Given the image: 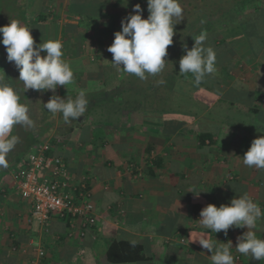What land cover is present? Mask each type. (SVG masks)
Instances as JSON below:
<instances>
[{
    "label": "crops",
    "instance_id": "crops-1",
    "mask_svg": "<svg viewBox=\"0 0 264 264\" xmlns=\"http://www.w3.org/2000/svg\"><path fill=\"white\" fill-rule=\"evenodd\" d=\"M29 1V23L37 29L34 42L61 41L63 59L73 70L74 82L65 88L58 86L55 93L30 89L20 95V102L28 103L34 129L42 132L38 140H49L52 154L65 163L70 185L86 178L97 225L95 238L87 236L82 241L66 239L68 225L57 219L45 232L33 221L28 202L16 189L13 174L19 159H9L7 168L0 167V264H25L35 257L36 248L43 252L44 264H109L105 253L114 240L143 247L146 260L128 264H212L211 253L191 241L206 231L199 224V214L209 204L228 205L243 195L262 209L254 229L259 238L264 233V170L245 166L241 158L251 142L264 135V20L245 25L249 13L264 9V0L255 6L248 2L234 15L232 23L245 29L244 37L230 38L220 31L211 38L212 47L223 48L226 57L215 63L213 74L198 86L191 74L181 78L180 90L188 92L186 88L191 86L202 93L189 111L187 95L181 93L176 94L180 102H171L168 96L158 102L148 99L139 110L136 98L128 102L121 94L102 96L133 89L121 81L135 76L110 64L112 54L106 46L113 42L114 33L121 31V20L135 14L134 5L144 10V19L148 13L145 0L122 5L115 0ZM44 11L48 20L37 22L38 12ZM96 32L99 47L93 44ZM251 32L257 35L247 38ZM2 49L0 78L21 92L18 70L7 61L3 45ZM97 62L104 64L107 84L97 81ZM80 90L86 91L89 103V93H97L93 92L92 98L98 105L88 104V108L97 109V119L84 115L65 124L62 115L53 116L43 109L51 96L74 99ZM17 129L23 134L32 131L21 126ZM36 143H30L31 150ZM136 169L142 176L135 177ZM207 231L208 239L221 244L231 241L234 264H251L250 257L235 250L237 238L246 228H230L227 236Z\"/></svg>",
    "mask_w": 264,
    "mask_h": 264
},
{
    "label": "clouds",
    "instance_id": "clouds-1",
    "mask_svg": "<svg viewBox=\"0 0 264 264\" xmlns=\"http://www.w3.org/2000/svg\"><path fill=\"white\" fill-rule=\"evenodd\" d=\"M146 3L147 18L142 19L144 10L139 4L134 5L132 12L135 14L130 13L121 20V31L114 33V40L107 48L112 54L110 64L114 68L142 81L164 70L167 64L164 58L175 35L174 26L183 20L179 0H146ZM206 38V32L196 36L190 50L184 46L185 55L179 60V73L191 74L196 86L216 70V53L211 47L204 46ZM0 44L5 47L7 61L18 70L23 93L30 89L55 93L58 86L65 88L74 82L73 70L63 59L61 41L35 44L30 29L11 20L8 25L0 27ZM88 104L85 91L80 90L74 99L51 96L43 104V109L53 116L62 114L63 122L71 124L84 117ZM16 126L30 130L35 125L28 103H21L17 91L0 78V167H8L7 157L19 142V138L12 134ZM241 159L249 168L264 170V135L251 142ZM199 215V224L206 231L198 233L191 241L211 253L212 264H234L231 241L221 244L207 238V230L223 232L227 236L230 228L247 229L237 238L235 250L238 253L252 260H264V239L257 238L254 231L257 221L262 218V209L247 195L233 198L228 205L216 207L209 204Z\"/></svg>",
    "mask_w": 264,
    "mask_h": 264
},
{
    "label": "built area",
    "instance_id": "built-area-1",
    "mask_svg": "<svg viewBox=\"0 0 264 264\" xmlns=\"http://www.w3.org/2000/svg\"><path fill=\"white\" fill-rule=\"evenodd\" d=\"M52 148L49 140L39 142L26 157L18 160L13 174L16 189L28 202L33 221L45 232L49 231L50 222L57 219L68 225L66 239L95 238L97 220L87 180L83 177L70 185L66 165L52 154ZM135 172V177L142 176L140 169ZM34 251L35 257L25 264H44L41 249ZM79 251L82 255L83 250Z\"/></svg>",
    "mask_w": 264,
    "mask_h": 264
},
{
    "label": "rangeland",
    "instance_id": "rangeland-1",
    "mask_svg": "<svg viewBox=\"0 0 264 264\" xmlns=\"http://www.w3.org/2000/svg\"><path fill=\"white\" fill-rule=\"evenodd\" d=\"M238 1L239 0H180L179 1L180 6L183 9V20L179 24L174 26L175 35L173 37V43L171 46L168 47L167 56L164 58L167 64L164 70L159 74H165L166 72L164 71L166 70L170 71V69L173 68L174 66L173 64L175 63L178 64L179 63L178 59L180 58L179 55L181 54V52L185 55L184 46L186 45L187 49H189L190 47L192 48L194 44L193 40L195 39L196 36L201 34V32H206V34L208 32L207 38L204 42V46L211 47L215 51L216 64L223 62V60L226 58L224 54L225 50L221 51L223 48L220 50L214 49L212 47L210 40L214 36V34H217V32H220V31H224V33L226 34L228 33V36L230 38L232 36H234L236 39L244 37L245 29L242 27L236 26L237 24L232 23L234 15L236 14V12L240 11V9L236 6ZM0 2H2L3 5L10 4V0H0ZM256 16L257 18H255ZM246 20L247 22L245 25L254 23L257 20H258V23H262L264 20V13L263 12L258 13L257 15L253 14V16L247 15ZM8 24H9L8 22L0 19V27L6 26ZM191 26L193 29L190 28ZM36 30L37 29L33 30L31 28L30 33L32 36H35L37 34L35 33ZM95 34L96 35L91 34L93 38V44L95 47H99L101 42L95 41V39H97L98 37V33L96 32ZM89 35L90 34H88V36ZM35 44H38V43L35 42ZM109 44L111 45L112 42H110ZM109 46L107 45L106 47L108 48ZM90 51H93V50H90ZM2 52H4V50L2 49V44H0V62L3 64L4 60L2 58ZM174 53H176V56ZM7 79H11V78L7 77ZM16 83H17V79H16ZM186 90H188V92H186L187 100L185 102V105H186L187 110L189 111L191 110L190 106L194 107L197 105V99H198L197 97H199V95H202V93L198 92L191 86L187 87ZM20 91L21 92H17L18 94L20 93L19 95L26 94V93H23L22 90ZM91 92H94V91H91ZM37 95H39V93H37ZM138 95L142 96L141 93ZM162 97H163V93H162V96H160L159 98H162ZM171 97H172L171 102H175V103L180 102V100L178 99V95L172 94ZM159 98H156V101H155V99L152 96L150 101L158 102L161 100ZM184 101H181V102H184ZM128 102H132V101L129 99ZM130 106L131 104L128 103L127 107H130ZM113 116L114 115H112V117ZM33 129L34 128L30 129L32 131L26 134H23L21 130H18L17 126L13 129L12 134L19 138V142L16 144L15 148L9 153L8 160L10 159L13 162L14 160H17V159L20 160L26 157L30 153V150H31L30 143L33 141L34 142L36 141L37 143L40 142V140L38 139L40 138V136H42V132L38 133L37 131H35V129L34 130ZM10 168H13V167H10Z\"/></svg>",
    "mask_w": 264,
    "mask_h": 264
},
{
    "label": "trees",
    "instance_id": "trees-1",
    "mask_svg": "<svg viewBox=\"0 0 264 264\" xmlns=\"http://www.w3.org/2000/svg\"><path fill=\"white\" fill-rule=\"evenodd\" d=\"M116 4L118 5H122L123 3L125 4H129V3H136L139 2L140 0H115ZM258 1H261V3H263V0H239L238 3L236 4V6L242 10L243 6L245 7L247 5V3L249 2L252 6L254 5H258ZM19 3L22 4L19 5ZM30 7V1L29 0H10V4L8 5H3L2 2H0V19L10 23L11 20H17L20 23H22L23 26L29 28L31 30V26L29 23V14H30V10H28ZM258 7H256L255 9H257ZM262 9V8H261ZM253 12V11H252ZM249 13L248 16H253L257 15L258 13H264V9L261 10L260 12H258V10L254 13ZM145 16L144 19H146L148 16V13L145 12ZM257 18V16L255 17ZM48 20V15L45 14L44 12H38L37 17H36V21L39 23H45ZM88 22V21H87ZM189 29V28H188ZM252 31V30H251ZM250 34V31L248 32ZM246 34L249 37H252L253 35H257L253 32H251V35ZM264 42V41H262ZM251 45V44H250ZM252 47V45H251ZM191 47L188 49L190 50ZM180 53V52H179ZM177 53V54H179ZM182 53V52H181ZM180 60V59H178ZM179 64V63H178ZM178 64H173V68L170 69V71L166 70L164 72H166L165 74H158L155 76H148V78L146 80H140L139 78H137L135 76L134 79L129 80L130 76H126V79L128 81H125L124 79L121 81L123 86L124 85H132L133 89H123V91H110L108 93H103V95L108 96V98H114L115 94L118 95H123V99L125 100H131V98H136L139 102L138 106V110L139 107L141 105H144L147 100H151L152 96L153 98L156 100V98H159L160 96H162L163 93V97L164 96H168L167 98H171L172 94H186V92L182 91L183 88H181L182 90H180L179 87V82L181 81V78L184 76H186V74H181L179 73V67ZM103 63H99L97 62L95 67L97 69V71L99 72V78H98V82H102L103 84H107L108 81H105L104 79V75H105V70L102 68L103 67ZM108 65V64H107ZM176 65V66H175ZM111 66V65H110ZM125 78V77H124ZM191 78H193L191 76ZM132 81V82H131ZM93 90H97V89H93ZM142 94V96L138 95V94ZM161 93V94H160ZM91 94V100H90V105H94L97 106V102H95V97L93 96V92L90 93ZM138 95V96H136ZM162 97V98H163ZM97 98V97H96ZM94 99V100H93ZM140 99V100H139ZM161 99V98H159ZM93 100V101H92ZM148 100V101H149ZM142 101V102H140ZM96 110L94 107L91 108H87V111L85 113L86 118H90L91 120L93 119H97V115H96ZM62 115V114H60ZM259 239H264V233L262 235H260ZM105 258H106V262L109 264H128V263H139L142 262L145 259L144 253H143V247L138 244V243H133L127 240H114L112 241L109 245L108 248L106 250L105 253ZM261 261V260H260ZM260 261H256V260H250L251 264H258Z\"/></svg>",
    "mask_w": 264,
    "mask_h": 264
}]
</instances>
